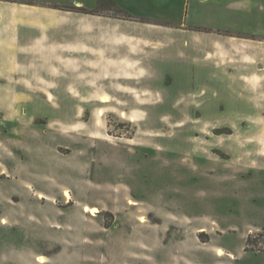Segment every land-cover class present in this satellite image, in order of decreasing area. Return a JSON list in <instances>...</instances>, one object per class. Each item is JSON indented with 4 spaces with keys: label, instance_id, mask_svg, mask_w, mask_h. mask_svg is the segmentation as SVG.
Wrapping results in <instances>:
<instances>
[{
    "label": "rangeland",
    "instance_id": "rangeland-1",
    "mask_svg": "<svg viewBox=\"0 0 264 264\" xmlns=\"http://www.w3.org/2000/svg\"><path fill=\"white\" fill-rule=\"evenodd\" d=\"M2 1L93 34L0 78V264H264V0Z\"/></svg>",
    "mask_w": 264,
    "mask_h": 264
},
{
    "label": "crops",
    "instance_id": "crops-1",
    "mask_svg": "<svg viewBox=\"0 0 264 264\" xmlns=\"http://www.w3.org/2000/svg\"><path fill=\"white\" fill-rule=\"evenodd\" d=\"M28 2L31 3L32 1ZM32 3L33 4L27 5H6L5 1L0 0V78H51L52 71L50 67L53 66L55 61L53 52H57L59 55L61 53L60 49H54L55 45L63 47L62 52L65 53L63 55L65 59H77V65L79 66L78 71H84L86 66L85 61H87L88 57L85 53L86 51L80 48L77 50L74 49L76 46H81L80 42H85L86 35L93 34V31L87 32L84 27H81V20L84 21V18L76 17L75 15H66L67 13L59 15L53 10L42 6L44 3ZM62 16L69 17V19L74 22L72 24L73 26L62 24L59 25L57 29H54L53 21L55 19H62ZM94 21H96L95 17L90 20L92 24H95ZM109 35L113 34L109 33ZM55 37H60L61 39L55 40ZM101 41L102 33L99 34V43H92L90 47L95 52L102 51L103 47ZM84 44L86 45V43ZM242 44L244 45V43ZM250 46L254 52H257V48H255L253 44ZM108 48L112 47L109 46L107 49ZM98 55L97 53L96 56ZM240 56H242V60L243 57L248 56L252 61L251 63H247L249 65L240 63L242 65V70L239 69V65H230L227 72H232L233 70L231 68H234L238 71L237 79H239L240 73L243 77L251 75L253 70H251L249 74H246V71L257 67V56L249 54L247 51H244ZM105 58L110 59L111 57L105 55ZM244 66L246 70L243 69ZM230 78L232 79L234 77L232 76Z\"/></svg>",
    "mask_w": 264,
    "mask_h": 264
},
{
    "label": "bare ground",
    "instance_id": "bare-ground-1",
    "mask_svg": "<svg viewBox=\"0 0 264 264\" xmlns=\"http://www.w3.org/2000/svg\"><path fill=\"white\" fill-rule=\"evenodd\" d=\"M65 195H66V197L68 196L67 194H65ZM38 198H43V197L40 195V196H38ZM129 204L130 205H137V203L134 201H129ZM84 211L89 212L92 216H94L98 212V209L96 207H89V208L85 207ZM200 231H203V230H200ZM217 256L218 257L222 256L221 250H217ZM37 260H38V262H43L42 257H38Z\"/></svg>",
    "mask_w": 264,
    "mask_h": 264
}]
</instances>
